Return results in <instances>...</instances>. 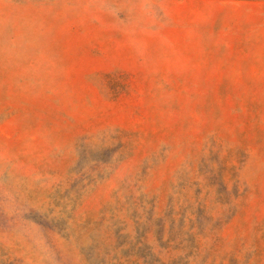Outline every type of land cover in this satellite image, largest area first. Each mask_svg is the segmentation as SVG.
<instances>
[{
    "label": "rangeland",
    "instance_id": "374dc122",
    "mask_svg": "<svg viewBox=\"0 0 264 264\" xmlns=\"http://www.w3.org/2000/svg\"><path fill=\"white\" fill-rule=\"evenodd\" d=\"M0 264H264V0H0Z\"/></svg>",
    "mask_w": 264,
    "mask_h": 264
}]
</instances>
